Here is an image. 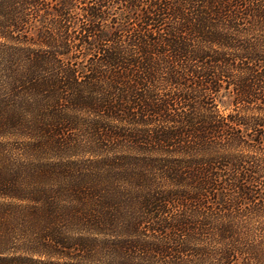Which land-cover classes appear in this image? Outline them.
<instances>
[{
  "label": "trees",
  "instance_id": "obj_1",
  "mask_svg": "<svg viewBox=\"0 0 264 264\" xmlns=\"http://www.w3.org/2000/svg\"><path fill=\"white\" fill-rule=\"evenodd\" d=\"M0 264H264V0H0Z\"/></svg>",
  "mask_w": 264,
  "mask_h": 264
},
{
  "label": "rangeland",
  "instance_id": "obj_2",
  "mask_svg": "<svg viewBox=\"0 0 264 264\" xmlns=\"http://www.w3.org/2000/svg\"><path fill=\"white\" fill-rule=\"evenodd\" d=\"M220 106L226 111L230 110L232 107V98L230 96H224L220 103Z\"/></svg>",
  "mask_w": 264,
  "mask_h": 264
}]
</instances>
